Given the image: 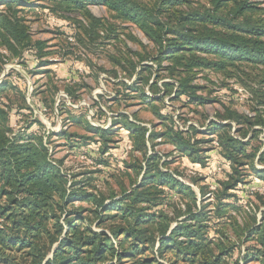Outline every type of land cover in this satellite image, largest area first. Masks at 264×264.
Instances as JSON below:
<instances>
[{"label":"trees","instance_id":"1","mask_svg":"<svg viewBox=\"0 0 264 264\" xmlns=\"http://www.w3.org/2000/svg\"><path fill=\"white\" fill-rule=\"evenodd\" d=\"M45 1L51 4L46 7L51 12L76 20L84 41H117L125 34L108 19L90 12V6L98 5L121 24L136 27L154 45L155 56L146 58L134 53L136 61L122 55L117 64L130 77H137L131 85L119 84L133 90L141 104L148 105L160 120H168L155 106L163 103V98L145 92V86L159 90L156 82L144 77L153 69L142 65L148 60L173 80L164 82L159 92L168 97L172 90L174 100L187 98V106L209 104L208 99L198 95L205 88L195 84L204 72L238 78L244 89L251 90L255 115L249 117L229 109L219 119L220 124L210 123L212 132L221 135L220 156L230 171L219 183L215 208L207 211L206 187L200 188L198 197L190 185L164 169L167 163L161 162L158 153L152 150L148 154L149 142L168 139L196 162L194 153L208 152L196 149L197 144L191 141L189 134L197 133L196 127H165L166 132L157 133L121 117L120 124L129 131L134 150L144 154L145 166L140 169L145 173L131 189L106 197L96 193L92 179L70 183L61 162L52 159L44 138L35 130L44 125L38 120H24L23 110L32 114L31 107L0 102V264H264V224L257 225L255 217L239 222V215L248 207L236 193L243 191L239 188L242 185L246 193L250 191L239 167L249 166L250 176L264 187V169L255 167V162L264 166V150L253 143L261 144L258 137L264 131V110L259 109L264 107V19L257 17L264 10L259 3L210 0L211 9L201 10L194 7V0ZM230 4L231 10L226 13ZM0 6V47L24 64L31 60L36 66L44 64L43 58L50 55L45 52L46 43L32 41L31 27L22 16L34 11V2L0 0ZM5 62L0 53V71ZM164 62L168 65L163 66ZM249 69L258 74L246 73ZM15 80L10 76L4 79L0 94L15 92L24 102L26 90ZM70 119L83 124L81 118ZM230 122L237 125L236 130ZM229 129L241 137L232 136ZM93 130L109 142L105 135L112 131ZM61 136L72 137L65 133ZM212 143L219 147V143L218 147ZM94 148L96 155L105 154V149ZM252 195L264 200L260 193ZM174 196L180 198V204L173 202ZM75 202L91 207H75ZM249 242L256 245L243 250ZM169 256L172 258L164 262Z\"/></svg>","mask_w":264,"mask_h":264},{"label":"rangeland","instance_id":"2","mask_svg":"<svg viewBox=\"0 0 264 264\" xmlns=\"http://www.w3.org/2000/svg\"><path fill=\"white\" fill-rule=\"evenodd\" d=\"M30 1L34 2V11L24 12L22 16L26 17L31 27L32 41L45 42V52L50 55L43 58V61H46L44 64L36 66L32 60L28 64L19 62L18 58H14L0 47V53L4 55L6 61L0 71V84L10 76L11 80L15 78V81H20V85L26 90L24 102L21 97L16 96L15 92L8 91L0 94V102L18 107L27 105L33 109L32 114L28 110H23L26 114L24 120L27 122L38 120L44 125V128L39 130L37 126L35 130L44 138L43 141L49 148L52 159L61 162V169L68 176L70 183L92 179L90 183L92 187H95L96 193L108 197L113 194L120 195L123 190L131 189L135 183L142 181L145 170L140 167L145 166L144 154L134 150L129 131L120 124L123 116L143 124L150 130L155 129L157 133L166 132V128L186 130L193 126L196 127L197 133L189 134L192 143L197 144L196 149L208 151L207 154L194 153L198 159L196 162L185 156L184 152L177 149L168 139L149 142L148 154L153 153L152 150L158 153L161 162L167 163L164 169L172 172L179 181L190 185L198 197H201L200 188L206 187L207 196L204 206L208 207L207 211L213 210L217 203L215 195L218 191L220 192L219 183L227 179V173L230 170L220 156L223 151L219 143L221 135L212 132L210 123L220 124L219 119L229 109L253 117L255 114L252 109L255 108V103L252 104L250 101L251 90L244 89L238 78H229L223 73L206 71L199 76L195 84L205 88V91L199 92L198 95L208 99L209 104L203 107L187 106L186 97L174 100L172 90L168 97L165 92H159L163 90L164 82H173V80L167 76L166 71H159L155 62L148 60L142 65L151 66L153 69L144 77L151 79V82H156L159 90L145 86V92L148 96L157 95L163 98V103L155 104V106L168 120H160L152 113L148 105L141 104L133 90H128L119 84L124 82L131 85L137 78L135 75L130 77L129 72H124L121 66H118L117 61L122 55L132 56L136 61L138 58L134 53H139L146 58L156 55L154 45L136 27L116 21L105 7L92 5L89 10L93 15L108 19L121 33L125 34H122L117 41L100 39L88 42L81 37L82 32L78 30L76 20L51 12L49 8H46L51 4L45 0ZM139 1L150 2V0ZM194 1V7L197 9H211L210 0ZM248 1L259 3V7L264 10V0ZM231 5L224 10L226 13L231 10ZM2 9L3 7L0 6V10ZM257 17L264 19V12ZM80 19L83 21V18ZM127 35L135 40H129ZM167 65L166 62L163 63V66ZM6 71L7 75L3 76ZM248 72L252 75L258 74L252 69L246 73ZM259 109L263 111L264 107ZM71 117L83 119V124L73 123ZM230 123L236 130L237 125L234 122ZM94 128L112 131L109 135H105L110 139L109 142L105 143L102 134L98 130H93ZM234 129L227 131L232 136L240 138L241 136L236 134ZM50 133L52 135L49 137ZM62 133L72 137L63 139ZM258 138L261 144L253 141L254 146L261 147L263 151L264 131ZM212 141L219 143V147L216 148ZM76 143L79 147H75ZM94 147H98L101 151L105 149V154L96 155L92 150L95 149ZM101 160H104L105 164H99ZM201 162H205V165H201ZM255 167L264 169V166L257 162ZM239 169L243 178L246 179L247 189L250 190L246 193L244 191L246 188L242 185L239 188L243 191L236 192L241 199L244 198L245 207H248L244 208L245 212L239 215V222H242L244 218L255 217L257 225H263L264 200H259L256 195H252L260 193L264 196V193L255 190L263 186L261 182L250 176L252 171L249 166L239 167ZM194 180H198V183H194ZM179 199L174 196L173 202L180 204ZM75 207L89 209L91 206L75 202ZM255 245L256 242H249L243 250ZM49 257H52V253ZM171 258V256L167 257L164 262Z\"/></svg>","mask_w":264,"mask_h":264},{"label":"built area","instance_id":"3","mask_svg":"<svg viewBox=\"0 0 264 264\" xmlns=\"http://www.w3.org/2000/svg\"><path fill=\"white\" fill-rule=\"evenodd\" d=\"M69 40H73V39H69ZM4 76V75H3ZM216 146H218V143H214ZM255 190H258L261 193H264V187H260V188H255Z\"/></svg>","mask_w":264,"mask_h":264},{"label":"water","instance_id":"4","mask_svg":"<svg viewBox=\"0 0 264 264\" xmlns=\"http://www.w3.org/2000/svg\"><path fill=\"white\" fill-rule=\"evenodd\" d=\"M9 69H10V67L8 68V70H9ZM7 73H8V72L6 71V73H4V76H6V75H7Z\"/></svg>","mask_w":264,"mask_h":264}]
</instances>
